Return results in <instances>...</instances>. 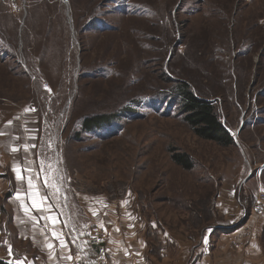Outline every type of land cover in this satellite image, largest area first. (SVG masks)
<instances>
[{
  "label": "rangeland",
  "instance_id": "374dc122",
  "mask_svg": "<svg viewBox=\"0 0 264 264\" xmlns=\"http://www.w3.org/2000/svg\"><path fill=\"white\" fill-rule=\"evenodd\" d=\"M186 85L234 143L185 122ZM261 192L264 0H0V260L113 264L112 235L196 264L212 231L208 264H253L219 249L264 250Z\"/></svg>",
  "mask_w": 264,
  "mask_h": 264
},
{
  "label": "crops",
  "instance_id": "0c3cea01",
  "mask_svg": "<svg viewBox=\"0 0 264 264\" xmlns=\"http://www.w3.org/2000/svg\"><path fill=\"white\" fill-rule=\"evenodd\" d=\"M258 214H259V217H263V221L255 229V235L257 237H259L260 232L263 230V227H264V212L263 211L262 212L259 211ZM221 229H224V228H221ZM235 229L236 228H234V230ZM259 229H261V231H259ZM242 230L243 229L238 230V231H236V230L233 231L232 230L234 233L230 234V235L224 234V233L222 234L221 232H218L217 234L220 235V240H221L220 243L222 241L225 242L229 238L238 237V235L241 234L240 232ZM35 232H39V231H35ZM41 232H39V233H41ZM54 234H55V236H57V232H55ZM212 234H213L212 231H207V233H205V235H207V237H206L204 243L207 245V248H206V245H204V244L201 246V249H200V247H197V246L193 245L194 246L193 248H195L196 250L200 249V251H201L200 255L197 256L198 261L196 262V264H208L207 257H210L209 256L210 255V249H209L208 246H210V244H211V235ZM42 238L43 237L40 236V235L38 237H36V238L34 236L32 237L34 242H37V243H40V244H44L45 243V245H49V243H51V241L53 239L52 231H51V235L50 236L47 233H46V235H44V238H43L44 239V243H41L39 241ZM135 241L137 242V240H135L132 236H131L130 239H127V238L124 239V238L121 237V239L116 240V239L113 238L112 235H110V241H109V246L110 247L109 248H110V252H111L112 257H113V264H117V263L118 264H150L149 262L148 263L146 262V260H145L146 257L145 256H142L141 259H140L135 254L136 252L138 253V251H140V249L141 250L143 249L141 243L138 244ZM65 245L66 246H61L60 248L65 247V249L63 251H66V253H68L69 248H70L69 247V243L67 241H65ZM180 245H182V244H180ZM211 248H212V246H211ZM250 248L252 249V251L250 250ZM219 250L222 253H224V256L227 254L226 257H228V252L229 251H230L231 255H233L235 252H238V253H243L246 257H248L247 261L254 260V261H251L253 264H264V250H263V247H262V245H255L254 241H252L251 244H249V247L247 246L246 248L243 246L242 248L238 247V249H236V250L234 249L233 250L232 247H231V249L230 248H226L225 249L224 247H222ZM222 258H225V257H222ZM222 258L220 259V264H225L223 262Z\"/></svg>",
  "mask_w": 264,
  "mask_h": 264
},
{
  "label": "trees",
  "instance_id": "16d2710c",
  "mask_svg": "<svg viewBox=\"0 0 264 264\" xmlns=\"http://www.w3.org/2000/svg\"><path fill=\"white\" fill-rule=\"evenodd\" d=\"M180 90L182 91H180V95H182L183 99L182 111L185 116V122H187L192 129H194L200 138L224 146L234 143L233 137L229 133L227 127L219 120L215 113V109L210 102L198 98L189 90L187 85L185 87L182 86ZM101 120L102 118L87 119L83 125L84 129L86 131H91L93 127H98V125L100 126V124L103 123H109L108 119H106L107 122L99 123ZM110 121H112V119H110ZM174 160L178 165L184 167L186 170H191L193 168L186 155H178L174 157ZM222 231H226V229ZM0 264L9 263L0 260Z\"/></svg>",
  "mask_w": 264,
  "mask_h": 264
},
{
  "label": "snow or ice",
  "instance_id": "6c2138e0",
  "mask_svg": "<svg viewBox=\"0 0 264 264\" xmlns=\"http://www.w3.org/2000/svg\"><path fill=\"white\" fill-rule=\"evenodd\" d=\"M14 151H15V149H14ZM13 171L17 173L16 178H17L18 180L22 179V176L20 175V171H19L18 169H15V168H14ZM28 184H29L30 187L32 186V180H31V179L28 180ZM17 198L19 199V193H17ZM33 206H35V202H33ZM25 211H27V208H25ZM49 219H51V217H49ZM54 235H55V234H54ZM60 243H61V246H66V245H65V242H64L63 240H61ZM48 247H49V248H52V245L49 244ZM10 254H11V250H10ZM67 259H68V260H72L73 257H72L71 255H69V256L67 257ZM17 264H22V262H21V261H17Z\"/></svg>",
  "mask_w": 264,
  "mask_h": 264
},
{
  "label": "built area",
  "instance_id": "2783aa9c",
  "mask_svg": "<svg viewBox=\"0 0 264 264\" xmlns=\"http://www.w3.org/2000/svg\"><path fill=\"white\" fill-rule=\"evenodd\" d=\"M256 202L259 204L260 207H263L264 208V192H261L259 193L257 196H256ZM99 235H102V233L100 232H97ZM99 235H97V237L94 239V243L97 245L99 244ZM91 263L92 264H104L102 261H94V260H91Z\"/></svg>",
  "mask_w": 264,
  "mask_h": 264
},
{
  "label": "bare ground",
  "instance_id": "6f19581e",
  "mask_svg": "<svg viewBox=\"0 0 264 264\" xmlns=\"http://www.w3.org/2000/svg\"><path fill=\"white\" fill-rule=\"evenodd\" d=\"M41 10V9H40ZM124 47H125V45H124ZM126 49V48H125ZM127 50H128V48H127ZM121 73V72H120ZM124 74V73H123Z\"/></svg>",
  "mask_w": 264,
  "mask_h": 264
}]
</instances>
